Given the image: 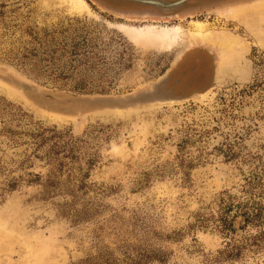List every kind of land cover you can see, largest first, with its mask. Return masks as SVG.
<instances>
[{
  "label": "rangeland",
  "instance_id": "1",
  "mask_svg": "<svg viewBox=\"0 0 264 264\" xmlns=\"http://www.w3.org/2000/svg\"><path fill=\"white\" fill-rule=\"evenodd\" d=\"M99 6L0 0V67L81 96L126 95L167 73L189 96L211 63L177 64L208 45L217 86L202 100L80 120L0 86V264H264V20L231 10L137 21ZM150 28L181 38L139 35Z\"/></svg>",
  "mask_w": 264,
  "mask_h": 264
},
{
  "label": "water",
  "instance_id": "2",
  "mask_svg": "<svg viewBox=\"0 0 264 264\" xmlns=\"http://www.w3.org/2000/svg\"><path fill=\"white\" fill-rule=\"evenodd\" d=\"M117 16L136 19L174 18L208 7L206 0H95ZM129 4L125 8L121 4ZM199 46V45H196ZM166 73L156 82L122 96H84L45 90L23 80L0 67V86L20 97L33 109L44 114L80 120L107 113H129L155 107L188 103L203 99L204 95L175 97L165 90Z\"/></svg>",
  "mask_w": 264,
  "mask_h": 264
},
{
  "label": "flooded vegetation",
  "instance_id": "3",
  "mask_svg": "<svg viewBox=\"0 0 264 264\" xmlns=\"http://www.w3.org/2000/svg\"><path fill=\"white\" fill-rule=\"evenodd\" d=\"M206 3H208V7H206V10L203 11L202 8H200L198 11L194 12L193 15H201V14H214V13H219V12H227V11H239L241 12V20L244 19V16H250L249 20H245L246 24H248L249 22L251 24H257V19L259 20L260 18L262 20H264V10H262L261 12L256 11L253 12L251 14V11L249 10V7L254 6V5H262L264 7V0H206ZM102 10H104L106 13L111 14V15H115L109 11H107L104 7H102L101 5L99 6ZM174 17V18H163V19H158V20H167V19H171L172 21L176 22L181 20V18L179 19H175L178 18ZM125 18V17H124ZM149 19H144V20H137V21H147ZM195 56L198 58H203L204 56L208 58L209 60V64L211 63L212 66V75L210 78V82L206 85H204V87L200 90H197L196 92H194L193 94L189 95V96H177L175 95L173 89H171V87H169L170 85V76L167 77V81L164 83L165 85V90L167 92H170L171 95L175 96V97H181V98H188V97H192V96H197V95H204L205 99L209 94H211V92H213V90L215 89V87L217 86V82L219 79V68H218V63H219V59L216 56L215 51L212 49V47L208 46V45H199V46H195L194 48H192L191 50H189L187 53H185V55L182 57L181 61L177 64L179 65L180 63H182V61H184L186 59V57L188 56ZM217 64V65H216ZM156 82V81H155ZM154 83V82H153ZM151 85V84H150ZM202 100V99H199ZM193 102V101H192ZM189 103V102H188ZM184 104V103H181ZM178 105V104H176ZM169 106V105H168Z\"/></svg>",
  "mask_w": 264,
  "mask_h": 264
},
{
  "label": "bare ground",
  "instance_id": "4",
  "mask_svg": "<svg viewBox=\"0 0 264 264\" xmlns=\"http://www.w3.org/2000/svg\"><path fill=\"white\" fill-rule=\"evenodd\" d=\"M139 35H145L147 37L150 36V38L152 37L154 39L161 40L166 44H171V43L174 44L181 38V31L179 28H172V29H167V30H158V29L156 30V29L150 28V29H146V30L139 32Z\"/></svg>",
  "mask_w": 264,
  "mask_h": 264
}]
</instances>
